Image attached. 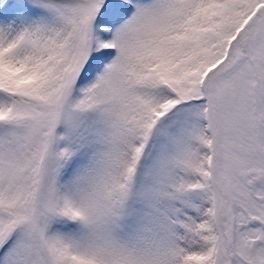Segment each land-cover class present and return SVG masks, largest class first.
Wrapping results in <instances>:
<instances>
[{
	"label": "snow or ice",
	"instance_id": "6c2138e0",
	"mask_svg": "<svg viewBox=\"0 0 264 264\" xmlns=\"http://www.w3.org/2000/svg\"><path fill=\"white\" fill-rule=\"evenodd\" d=\"M0 264H264V0H0Z\"/></svg>",
	"mask_w": 264,
	"mask_h": 264
}]
</instances>
